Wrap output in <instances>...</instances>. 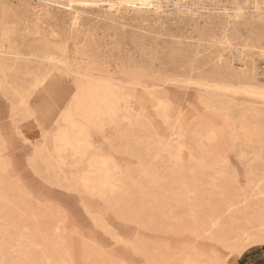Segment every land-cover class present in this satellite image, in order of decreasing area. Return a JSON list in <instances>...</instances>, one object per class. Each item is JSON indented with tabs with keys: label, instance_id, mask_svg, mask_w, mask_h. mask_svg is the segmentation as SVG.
<instances>
[{
	"label": "rangeland",
	"instance_id": "374dc122",
	"mask_svg": "<svg viewBox=\"0 0 264 264\" xmlns=\"http://www.w3.org/2000/svg\"><path fill=\"white\" fill-rule=\"evenodd\" d=\"M156 1L0 0V264L264 258V0Z\"/></svg>",
	"mask_w": 264,
	"mask_h": 264
},
{
	"label": "bare ground",
	"instance_id": "6f19581e",
	"mask_svg": "<svg viewBox=\"0 0 264 264\" xmlns=\"http://www.w3.org/2000/svg\"><path fill=\"white\" fill-rule=\"evenodd\" d=\"M49 1V0H44ZM70 4L73 5H80V6H88V7H100L104 5H109L110 8H117L119 6L124 7H131L135 8L136 10H143V9H154L158 11L156 0H69ZM16 63V62H15ZM30 65V64H29ZM15 66V65H14ZM20 66V65H19ZM31 67V66H30ZM16 68V67H15ZM31 70V69H30ZM50 70V69H49ZM48 70V71H49ZM24 71V70H23ZM64 72V71H63ZM33 73V72H32ZM59 73V72H58ZM31 75V74H30ZM35 77V76H34ZM263 92V91H262ZM253 93V92H252ZM257 94V93H256ZM122 99V97H121ZM48 139V138H47ZM184 146V145H183ZM75 162V160H74ZM102 182V181H101ZM242 264H249L252 263L251 258L248 259V263H244L241 261ZM258 264H264V258L261 259Z\"/></svg>",
	"mask_w": 264,
	"mask_h": 264
}]
</instances>
